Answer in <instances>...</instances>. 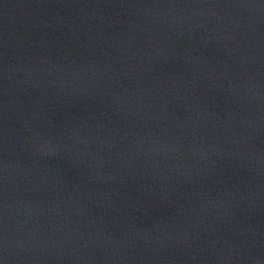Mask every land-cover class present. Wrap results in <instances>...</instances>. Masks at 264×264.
<instances>
[{
	"label": "water",
	"instance_id": "obj_1",
	"mask_svg": "<svg viewBox=\"0 0 264 264\" xmlns=\"http://www.w3.org/2000/svg\"><path fill=\"white\" fill-rule=\"evenodd\" d=\"M0 264H264V0H0Z\"/></svg>",
	"mask_w": 264,
	"mask_h": 264
}]
</instances>
